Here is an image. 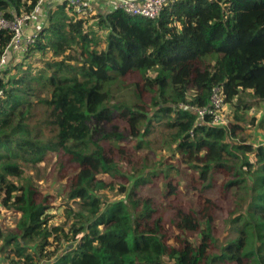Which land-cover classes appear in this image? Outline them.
I'll use <instances>...</instances> for the list:
<instances>
[{
    "label": "trees",
    "instance_id": "trees-1",
    "mask_svg": "<svg viewBox=\"0 0 264 264\" xmlns=\"http://www.w3.org/2000/svg\"><path fill=\"white\" fill-rule=\"evenodd\" d=\"M40 1L0 0V18ZM48 15L1 71L0 209L19 217L0 227V252L11 264H264V145L193 109L215 87L237 112L264 102V0H178L155 20ZM12 36L0 28V57ZM35 51L43 66L12 74ZM252 123L264 130V116ZM44 169L56 193L27 174Z\"/></svg>",
    "mask_w": 264,
    "mask_h": 264
},
{
    "label": "built area",
    "instance_id": "built-area-1",
    "mask_svg": "<svg viewBox=\"0 0 264 264\" xmlns=\"http://www.w3.org/2000/svg\"><path fill=\"white\" fill-rule=\"evenodd\" d=\"M46 1L52 8L65 6L71 16L83 20L115 9H120L129 16L155 20L166 6L178 0H41L39 5ZM34 15L35 13L16 15L10 21L0 18V28L13 33L11 42L0 57V77L10 58L25 55L35 43L39 31H28V33L25 30L27 21L33 19ZM225 107L224 92L220 87H215L212 90L210 105L193 109L199 120H204L208 116L212 126H227L229 121L223 115Z\"/></svg>",
    "mask_w": 264,
    "mask_h": 264
},
{
    "label": "rangeland",
    "instance_id": "rangeland-1",
    "mask_svg": "<svg viewBox=\"0 0 264 264\" xmlns=\"http://www.w3.org/2000/svg\"><path fill=\"white\" fill-rule=\"evenodd\" d=\"M46 3H48V1L43 2L42 5H47ZM45 10H49V9L45 8ZM48 16L49 15L47 14L46 16H43L42 18H39L36 21L34 20V18L31 19V20H28L27 23H26V26H25V30L27 32L28 31L32 32V31L36 30L37 27H39L40 23H42L40 25V27H39V30H38V31H41L44 28V26H46L47 23H48V21H47V17ZM96 30L98 32L97 34H100L102 37H105V33H104L105 30H103L100 27L99 28L96 27ZM31 54H30L31 56L28 57V59H26L23 62V64L19 65L18 69H14L12 71V74L19 73L17 71H19V70L21 71V69L25 70L30 65L39 66V68H41L43 66L42 62H44V58L41 55V52L35 51V52L31 53ZM23 57H24V55H22V56H20L18 58H16V57L10 58L8 65L13 64V66H14L18 62L20 63V61H22ZM245 99L249 100L248 97L245 98ZM243 109H244V107L241 108L237 112V111H235V108H232L231 106L226 105V107H225V111H224L223 115L227 119V121L233 122V123L236 122V123L240 124L244 128L243 131L238 133L237 137L234 138L233 141H240V140L244 139V140H246V142L253 143L256 147L260 146V145H264V130L259 129L258 127H256L254 125V123H252V119L253 118H257L259 120L261 118H263V116H264V102L261 103L260 105L254 106L251 109H248V110H243ZM157 151L156 150H154V151H150L149 150L150 153L157 154L154 157H157L158 154H160L159 151L158 152ZM164 153L166 154V156H169L168 153H166V152H164ZM250 159L252 161H255V158H253V157H250ZM164 162L167 163L168 161L166 160ZM172 162L173 161L169 160L168 163H172ZM42 164L43 163H41V165ZM47 168L49 169V166ZM44 170L41 173L40 172L36 173L34 171H28L27 174L31 175L33 180L36 179L38 181V183L40 184V188H42L44 190V192H46V193H56L57 190H55V188H51V186L52 187L54 186L53 185L54 183L51 182V180H48V175H47L46 169H44ZM60 212H62V210H60ZM18 217H19L18 214H15V213H13L11 211H7L4 208H1L0 209V227L6 232L11 230V229H13V228H15V225H16ZM62 220H57V221H53V222H61ZM6 250L8 251L9 249L1 250L2 252H0L1 253L0 264H11L12 260L14 259V257H13L14 254L13 253H10L9 256L7 257L8 252ZM15 264H17V263H15Z\"/></svg>",
    "mask_w": 264,
    "mask_h": 264
},
{
    "label": "crops",
    "instance_id": "crops-1",
    "mask_svg": "<svg viewBox=\"0 0 264 264\" xmlns=\"http://www.w3.org/2000/svg\"><path fill=\"white\" fill-rule=\"evenodd\" d=\"M46 4L47 5H42L44 8L41 5L38 6L37 10L35 11V15H34V20L35 21L38 20L39 18H42L43 16H46L48 14L47 11L51 10V8H52L51 5H49L48 3H46ZM45 8H47L49 10H45ZM41 24L42 23L39 24V27H40ZM39 27H37L36 30H39Z\"/></svg>",
    "mask_w": 264,
    "mask_h": 264
},
{
    "label": "bare ground",
    "instance_id": "bare-ground-1",
    "mask_svg": "<svg viewBox=\"0 0 264 264\" xmlns=\"http://www.w3.org/2000/svg\"><path fill=\"white\" fill-rule=\"evenodd\" d=\"M175 3V2H174ZM172 4V3H171Z\"/></svg>",
    "mask_w": 264,
    "mask_h": 264
}]
</instances>
